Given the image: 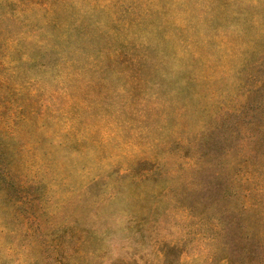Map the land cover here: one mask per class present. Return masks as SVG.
I'll list each match as a JSON object with an SVG mask.
<instances>
[{
  "label": "rangeland",
  "instance_id": "rangeland-1",
  "mask_svg": "<svg viewBox=\"0 0 264 264\" xmlns=\"http://www.w3.org/2000/svg\"><path fill=\"white\" fill-rule=\"evenodd\" d=\"M0 264H264V0H0Z\"/></svg>",
  "mask_w": 264,
  "mask_h": 264
},
{
  "label": "trees",
  "instance_id": "trees-1",
  "mask_svg": "<svg viewBox=\"0 0 264 264\" xmlns=\"http://www.w3.org/2000/svg\"><path fill=\"white\" fill-rule=\"evenodd\" d=\"M31 80H32L31 78H26V79L23 80V84H22V86H23V88L27 89V90H26V94H27L29 91H31V90L34 89V86H33V84L31 83V82H32ZM27 104H28V102H27V100H25V101H24V105H25L26 108H27ZM27 114H28V112H27Z\"/></svg>",
  "mask_w": 264,
  "mask_h": 264
}]
</instances>
